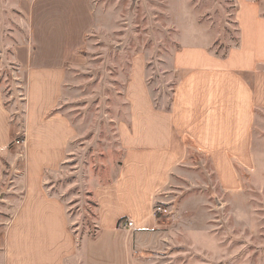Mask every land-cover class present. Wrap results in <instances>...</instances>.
<instances>
[{
  "label": "crops",
  "instance_id": "obj_1",
  "mask_svg": "<svg viewBox=\"0 0 264 264\" xmlns=\"http://www.w3.org/2000/svg\"><path fill=\"white\" fill-rule=\"evenodd\" d=\"M263 2L238 0V42L227 55L205 44L180 48L174 68L182 72L167 103L152 88L146 58L132 61L124 88L128 115L116 125L120 156L83 179L96 204L91 234L72 227L68 201L49 182L74 157L77 129L60 104L68 67L95 22L93 0H70L77 27L42 26L35 49L15 44L9 101L0 86V264H170L176 226L192 210L209 209L198 194L241 191L240 169H251L262 153ZM20 136L24 146H14ZM207 163L215 184L198 181ZM9 171L16 176L7 179ZM174 190L178 205L156 217L155 204L172 202L166 198ZM127 220L133 228L122 226Z\"/></svg>",
  "mask_w": 264,
  "mask_h": 264
},
{
  "label": "rangeland",
  "instance_id": "obj_2",
  "mask_svg": "<svg viewBox=\"0 0 264 264\" xmlns=\"http://www.w3.org/2000/svg\"><path fill=\"white\" fill-rule=\"evenodd\" d=\"M69 2L0 0V86L8 101L16 86L12 47L26 41L35 49L42 26L65 32L77 27L73 15L78 9ZM237 4L238 0H93L95 22L68 67L60 104L77 129L71 145L74 157L49 182L52 191L68 201L78 234H91L96 218L85 173L101 174L106 162L120 156L116 125L128 115L124 88L132 61L146 58L153 90L157 96L162 90L169 102L182 72L174 68L182 46L205 44L211 53L225 56L238 42ZM194 156L197 164L201 155ZM205 166L198 181L215 184L209 164ZM11 172L7 179L16 176ZM240 175L239 192L198 194L199 203H207L209 209L192 210L176 226L168 249L170 264H264V146L254 166L240 169ZM169 193L166 199L172 202L165 204L178 205L179 191ZM5 211L7 219V207Z\"/></svg>",
  "mask_w": 264,
  "mask_h": 264
},
{
  "label": "built area",
  "instance_id": "obj_3",
  "mask_svg": "<svg viewBox=\"0 0 264 264\" xmlns=\"http://www.w3.org/2000/svg\"><path fill=\"white\" fill-rule=\"evenodd\" d=\"M25 144V139L23 137H17L14 141H13V145L20 147V146H24ZM171 213V209L170 207H168L165 203L162 202H157L154 206V215L156 217H161L167 214ZM122 226L123 227H128V228H133L134 227V223L133 221H124L122 222Z\"/></svg>",
  "mask_w": 264,
  "mask_h": 264
}]
</instances>
